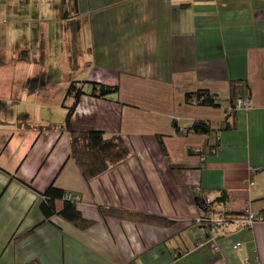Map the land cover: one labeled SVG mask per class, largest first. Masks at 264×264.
<instances>
[{"label": "crops", "instance_id": "0c3cea01", "mask_svg": "<svg viewBox=\"0 0 264 264\" xmlns=\"http://www.w3.org/2000/svg\"><path fill=\"white\" fill-rule=\"evenodd\" d=\"M22 1L0 0V28L15 38L35 32L23 26ZM78 6L74 27L63 20L62 56L70 69L89 70L96 83L120 92L116 101L84 96L72 129L121 135L131 155L87 182L70 158L64 132L37 146L40 135L22 140L16 131L8 138L0 129V229L7 232L4 240L33 230L14 264H264V221L247 227L240 220L210 231L197 223L206 210L195 194L200 189L212 200L226 192L228 202L217 212L264 215V0H78ZM39 25L38 44L46 36L48 55L57 56L50 50L54 33L43 21ZM236 80L250 85L249 108L237 110L236 129L220 135L215 153L190 156L209 136L186 134L188 129L225 120ZM35 81H25L26 93L7 89L6 96H29ZM198 90L219 95L220 107L186 104L185 95ZM30 152L32 169L26 168ZM55 182L79 196L78 209L94 227L81 231L57 217L44 222L41 195ZM101 209L163 217L172 225L104 219Z\"/></svg>", "mask_w": 264, "mask_h": 264}, {"label": "trees", "instance_id": "16d2710c", "mask_svg": "<svg viewBox=\"0 0 264 264\" xmlns=\"http://www.w3.org/2000/svg\"><path fill=\"white\" fill-rule=\"evenodd\" d=\"M60 13L62 20L67 21L69 26H73V20L80 15L78 0H60ZM73 27L72 30L74 29ZM22 58L23 57H21V55H17V59L21 60ZM4 66H6V58L2 49V36L0 33V68ZM89 83L93 86L90 94L85 91V83L83 82L74 81L69 86L66 94V102L69 100L70 105L68 103L63 105V108L67 110V115L60 129L61 131L68 133L71 148L70 158L74 160L83 178L87 182L106 173L112 167H115L128 159L131 155L130 146L121 135L107 136V134L102 131H76L72 129V118L84 96H90L101 100H109L110 96L117 95L119 93L118 86H109L96 82ZM251 97V88L247 81H232L230 83L228 97L229 109L226 112L225 120L220 124L196 122L192 128L188 129L186 134H196V126L202 125L207 129V131H199L198 134L209 136V139L203 148H192L189 150V155L202 157L215 153L217 148L220 146V135L223 132L236 129L238 100L250 101ZM185 103L199 107L218 108L221 104V98L219 95L211 93L208 90H198L196 92L187 93L185 95ZM37 128L41 130L45 127L37 125ZM176 133L180 136L184 134L179 128L176 129ZM156 140L163 157L166 160H169L170 156L163 140V136L157 135ZM67 193V191L56 187L55 184H51L41 195L42 200L39 203V210L43 216L44 222L57 217L81 231H86L94 227L96 222L86 219L78 209L79 202L74 199L67 200ZM195 194L198 195V200L203 202V206L206 210V216L201 220H198L197 223L207 225L210 231L214 227V222L218 219L228 221H240L245 219V214L236 216L227 212H217V206L225 205L228 202L226 192H222L219 197L212 200L209 199L207 194L202 192L200 189L196 190ZM100 213L104 219L111 218L165 228H169L172 225L171 221L163 217L143 215L129 211L101 209ZM217 215L219 217L215 220L213 217H216ZM32 231L33 230L21 235L19 239H25L32 233ZM177 257L179 258V256ZM26 264L41 263L38 260H31ZM129 264H136V262H130Z\"/></svg>", "mask_w": 264, "mask_h": 264}, {"label": "rangeland", "instance_id": "374dc122", "mask_svg": "<svg viewBox=\"0 0 264 264\" xmlns=\"http://www.w3.org/2000/svg\"><path fill=\"white\" fill-rule=\"evenodd\" d=\"M20 15L23 16V26L33 28L35 32L23 38H15L9 30L0 28L2 49L6 58V66L0 68V129L5 132L6 136L9 135L8 138L16 131L19 132L17 139L22 140L40 135L37 144L40 146L50 140L53 134L64 132L60 130L67 115V110L63 108V105L65 103L70 105L69 100L66 102V94L71 83L74 81L85 83V91L90 94L93 86L89 81L95 82L96 80L93 72L89 70L78 69L74 64L70 69L65 56H62L64 49L61 42L66 23L61 18L60 0H23ZM40 21L46 23L50 31L54 33L50 50L57 51V56L52 53L48 55L46 36H39L41 37L40 43L37 42V35L42 30L39 25ZM73 53L72 51L70 55L72 63L74 60L76 62L77 57ZM17 55L23 58L19 60ZM49 65L50 69L47 68ZM29 79H36L35 84L32 83L29 96L20 95L15 98L18 99L17 101H12V98L6 96L7 89H19L20 92H24L25 81ZM118 98V94L110 96V100L113 101ZM37 125L45 128L40 130ZM64 133L68 136L67 132ZM27 156L26 168L32 169L35 166L34 153L30 152ZM50 166V162L45 165V170L39 177L38 183L43 180ZM56 185L57 182H55ZM6 234L7 232L4 233L0 229V264H14V258L16 254H19L20 243L24 240L19 239L21 234H16L12 238L13 234H8L4 240Z\"/></svg>", "mask_w": 264, "mask_h": 264}, {"label": "built area", "instance_id": "2783aa9c", "mask_svg": "<svg viewBox=\"0 0 264 264\" xmlns=\"http://www.w3.org/2000/svg\"><path fill=\"white\" fill-rule=\"evenodd\" d=\"M250 106V102L248 100H238L237 102V109H248ZM67 200H75L77 202L80 201V198L78 195L68 192L66 194ZM245 219L241 220L242 223H244L247 227H252L255 223L263 222L264 221V215L261 214H254L250 211H247L245 213ZM237 221H228L224 219H218L214 222V227L222 228L224 226H232ZM213 227V228H214ZM211 247L214 249V251H218V247L216 245L215 239H213V243L211 244ZM246 264H248L246 262Z\"/></svg>", "mask_w": 264, "mask_h": 264}, {"label": "water", "instance_id": "95a60500", "mask_svg": "<svg viewBox=\"0 0 264 264\" xmlns=\"http://www.w3.org/2000/svg\"><path fill=\"white\" fill-rule=\"evenodd\" d=\"M199 131L206 132L207 129L204 126H202V125H197L196 128H195V133L198 134Z\"/></svg>", "mask_w": 264, "mask_h": 264}]
</instances>
